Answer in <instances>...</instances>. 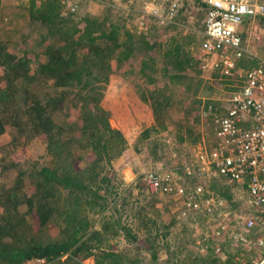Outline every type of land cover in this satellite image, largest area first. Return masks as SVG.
I'll return each mask as SVG.
<instances>
[{"label": "rangeland", "instance_id": "obj_1", "mask_svg": "<svg viewBox=\"0 0 264 264\" xmlns=\"http://www.w3.org/2000/svg\"><path fill=\"white\" fill-rule=\"evenodd\" d=\"M30 1L0 0V44L10 53L27 56L34 68L45 59L41 42L45 27L34 20ZM170 2L81 0L73 13L67 11L62 3L60 5L64 18L77 21L87 15L100 19L108 17L107 23L116 22L136 35L149 33L151 40H159L161 44L158 50L152 49L149 53L138 51L120 67L115 60L113 62L114 71L106 85L102 105L110 111L112 126L123 131L127 147L111 167L106 164L102 174L111 177L112 192L105 200L106 207L102 212L89 214L90 221L101 229L105 220L103 217H106V222H109L104 225L103 231L107 228L108 231L100 237L101 247L135 256L136 264H211V259L224 261L229 256H233L234 264H261L264 260V218L250 230L241 228L235 230L234 236L232 233L216 236L213 231L218 225L217 220L202 213L190 215L182 221L176 220V202L166 195H152L146 189L144 179L147 172L172 169L179 182L187 185L204 182L208 191L226 202L225 212L231 213V217L240 206L244 190L239 184H228L221 177L209 174L197 178L184 171L185 165L197 163V154L201 150L209 152L215 145V125L211 115L206 116L204 112L210 104L220 108L227 106L226 99L239 81L220 80L218 75H203L202 69H199L201 74L191 69L183 72V76L187 74L188 78L170 76L177 71L171 68L168 72L165 70L167 65L171 67L169 58L163 54L167 42L176 40L183 50L188 49L193 55L196 51L201 54L198 47L204 38L202 13L208 0H179L183 4V13L177 19L164 15ZM156 8L159 11L154 13ZM243 27L245 30L249 28L248 36L252 33L251 45L255 43L249 51L264 53V16L245 21ZM144 61H148L149 65L144 66ZM0 75H3L2 68ZM144 96L150 100L145 101ZM158 102L165 109L159 116L162 126L157 124L151 106ZM75 112L71 113L73 118L76 117ZM149 114L153 119L150 124L147 123ZM154 126H158V130H154ZM145 129H149V133H144ZM94 158L92 152L85 151L86 160ZM51 160L44 138L17 142L13 140L11 131L5 132L0 135V188L13 183L19 168L13 166L6 171L12 163L30 166L33 162L49 164ZM81 162L85 165L84 160ZM20 211L26 212L27 207L21 206ZM118 219H122L135 237L128 240L123 232L119 235L113 232L111 221ZM60 223L59 219L58 223L54 221L45 227L40 234L41 240L46 242L50 237L60 239ZM33 225L36 229L40 228L37 222ZM206 231H209L208 234ZM71 252L62 256L64 264H78L74 260L82 264H96L99 255L95 253L86 257L84 252H80L71 256Z\"/></svg>", "mask_w": 264, "mask_h": 264}, {"label": "trees", "instance_id": "obj_2", "mask_svg": "<svg viewBox=\"0 0 264 264\" xmlns=\"http://www.w3.org/2000/svg\"><path fill=\"white\" fill-rule=\"evenodd\" d=\"M62 2L31 0L29 3L34 20L45 27L41 33L45 59L36 67L31 66L27 56L19 57L0 44V68L3 69L0 135L11 131L17 142L42 137L52 158L49 164L12 163L6 168V171L13 166L19 169L13 183L0 188V263L21 264L34 256L60 258L73 251L71 256L80 252L86 257L99 253L96 264H136L135 256L114 249L103 250L100 237L108 231L103 228L109 220L106 222L107 218L103 217L101 229H97L89 214L102 212L106 207L105 200L112 192L111 177L102 172L127 147L123 131L112 126L110 111L102 105L106 85L114 71L113 62L120 67L138 51L149 53L152 49L158 50L161 44L159 40H151L149 33L136 35L116 22L107 23L108 17L87 15L77 21L64 18L60 12ZM206 9L207 4L203 20ZM182 13L183 4L179 0H171L164 10L165 17L170 19H177ZM167 43L163 54L169 58L171 67L167 65L165 70L177 71L171 77H187L183 72L189 69L201 74L198 51L193 55L190 50H183L176 40ZM146 65L148 61H144ZM151 106L157 124L162 126L159 116L165 109L159 102ZM73 111H76L75 118ZM144 133H149V129ZM86 150L95 155L93 160L85 159ZM81 160L85 165H81ZM231 203H234L232 199ZM241 205L237 211L242 210ZM21 206H26L27 211L21 212ZM263 218L264 213L258 221ZM59 219L62 237L41 240L45 227L54 221L58 223ZM33 222L40 228L36 229ZM111 223L116 235L123 232L128 240L135 237L122 219ZM232 258L211 259L209 263L234 264ZM64 263L61 259L57 262Z\"/></svg>", "mask_w": 264, "mask_h": 264}, {"label": "built area", "instance_id": "obj_3", "mask_svg": "<svg viewBox=\"0 0 264 264\" xmlns=\"http://www.w3.org/2000/svg\"><path fill=\"white\" fill-rule=\"evenodd\" d=\"M80 1L63 0L62 4L73 13ZM206 4L201 69L211 75L215 72L220 80L234 79L239 83L226 99L227 106L210 104L204 112L206 116L211 115L215 125V145L209 152L201 150L197 163L185 165L184 171L192 177L204 178L211 174L228 184H239L244 189L242 210L231 217V213L225 212L226 202L208 191L204 182L192 185L179 182L172 169L149 171L144 182L152 195L173 198L178 205V218L202 213L217 220L213 231L216 236L231 233L234 236L236 229H252L264 213V60L250 68L237 63L248 52L241 27L245 21L264 16V1L208 0ZM176 7L174 3L173 8ZM61 258L34 256L21 264H57Z\"/></svg>", "mask_w": 264, "mask_h": 264}, {"label": "crops", "instance_id": "obj_4", "mask_svg": "<svg viewBox=\"0 0 264 264\" xmlns=\"http://www.w3.org/2000/svg\"><path fill=\"white\" fill-rule=\"evenodd\" d=\"M248 31H249V28L248 27H247L246 30L244 29L243 26L241 27V32H242L241 34H242V38H243V41H244V46L246 47V49L248 50V52L245 54V56H243V57H241L240 59L237 60L238 65L239 66H243L245 68H250V67L257 66L261 60H264V53H260V52L258 53V52H251V51H249V47L252 48L255 45V43H253V45H251L252 44V38L253 37L251 36L252 33H249V36H248ZM203 73H204V75H206V74H209L210 72H205L204 71ZM212 74L215 75L216 73L214 72ZM151 121H153V119H152V116H150V114H149L147 123L150 124ZM166 197L169 198L170 200L171 199L173 200L172 197H169V196H166ZM194 215H197V214H194ZM177 219L180 220V221H182V219L178 218V214H177L176 220Z\"/></svg>", "mask_w": 264, "mask_h": 264}, {"label": "water", "instance_id": "obj_5", "mask_svg": "<svg viewBox=\"0 0 264 264\" xmlns=\"http://www.w3.org/2000/svg\"><path fill=\"white\" fill-rule=\"evenodd\" d=\"M261 264H264V260L262 261V263Z\"/></svg>", "mask_w": 264, "mask_h": 264}, {"label": "bare ground", "instance_id": "obj_6", "mask_svg": "<svg viewBox=\"0 0 264 264\" xmlns=\"http://www.w3.org/2000/svg\"><path fill=\"white\" fill-rule=\"evenodd\" d=\"M76 15H77V14H76ZM243 56H245V55H243ZM243 56H242V57H243Z\"/></svg>", "mask_w": 264, "mask_h": 264}]
</instances>
